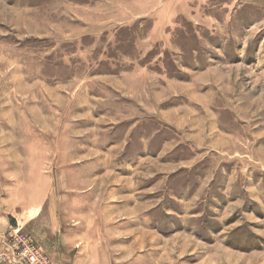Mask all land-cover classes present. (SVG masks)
<instances>
[{
	"label": "rangeland",
	"instance_id": "rangeland-1",
	"mask_svg": "<svg viewBox=\"0 0 264 264\" xmlns=\"http://www.w3.org/2000/svg\"><path fill=\"white\" fill-rule=\"evenodd\" d=\"M23 233L52 264H264V0H0L2 255Z\"/></svg>",
	"mask_w": 264,
	"mask_h": 264
},
{
	"label": "built area",
	"instance_id": "built-area-1",
	"mask_svg": "<svg viewBox=\"0 0 264 264\" xmlns=\"http://www.w3.org/2000/svg\"><path fill=\"white\" fill-rule=\"evenodd\" d=\"M21 239L24 238V242L29 245H27V249L25 250L24 256H20L16 251H13L14 254H17L18 257H15V261L12 260V255L9 256L1 255L0 256V264H16L17 261L18 264H52L47 256L43 254V256L40 254L36 248L35 241L31 238V236L27 233H23L22 235H19ZM38 247V246H37ZM11 256V257H10ZM11 258V260H10Z\"/></svg>",
	"mask_w": 264,
	"mask_h": 264
},
{
	"label": "crops",
	"instance_id": "crops-1",
	"mask_svg": "<svg viewBox=\"0 0 264 264\" xmlns=\"http://www.w3.org/2000/svg\"><path fill=\"white\" fill-rule=\"evenodd\" d=\"M8 231V230H7ZM4 246V247H3ZM5 251H6V246L5 244H2L1 241H0V256L3 254H5Z\"/></svg>",
	"mask_w": 264,
	"mask_h": 264
}]
</instances>
